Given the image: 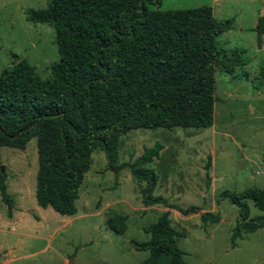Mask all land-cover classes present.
Here are the masks:
<instances>
[{
	"label": "trees",
	"instance_id": "obj_1",
	"mask_svg": "<svg viewBox=\"0 0 264 264\" xmlns=\"http://www.w3.org/2000/svg\"><path fill=\"white\" fill-rule=\"evenodd\" d=\"M160 2L48 0L45 8L26 11L28 21L54 28L59 59L48 78L24 59L0 71V147L24 148L35 137L38 206L74 215L92 153L102 150L106 168L117 172L120 137L130 130L212 125L217 68L232 73L248 62L244 49L219 47L215 41L233 27L234 19L215 18L209 5L161 10ZM253 30L260 47L264 14ZM259 74L264 80V65ZM161 148L159 143L146 147L127 164L131 176L144 183L143 204L195 212V206H173L153 194L157 175L146 165ZM224 195L238 207L232 242L264 229V214L250 217L246 202L264 210V187ZM0 197L9 202L1 172ZM207 218L217 220L201 214L203 221ZM124 220L114 212L106 222L121 234ZM143 230L149 237L135 246L148 254L137 264H190L177 244L180 233L168 210Z\"/></svg>",
	"mask_w": 264,
	"mask_h": 264
},
{
	"label": "rangeland",
	"instance_id": "obj_2",
	"mask_svg": "<svg viewBox=\"0 0 264 264\" xmlns=\"http://www.w3.org/2000/svg\"><path fill=\"white\" fill-rule=\"evenodd\" d=\"M47 1L0 0V71L24 59L40 77L51 76V64L59 59L55 30L26 19L28 9L45 8ZM202 5L211 6L217 19H234L233 27L215 41L219 47L244 49L248 61L232 73L217 68L212 125L130 130L120 137L122 165L117 172L107 169L104 152L95 150L73 216L36 202L35 137L24 148L1 146L0 172L9 202L0 197V263L10 258L13 264H69L71 258L73 264H137L148 254L135 246L149 237L143 227L168 210L188 263L264 264V229L232 242L238 207L224 195L264 187V80L259 74L264 35L258 47L253 30L257 17L264 14V0H161L154 7ZM155 143L162 145L159 156L146 165L157 175L153 194L173 206H195V212L143 204L144 183L131 176L127 164ZM246 202L250 217L264 214L251 200ZM114 212L125 216L121 234L106 222ZM202 213L217 220L203 221Z\"/></svg>",
	"mask_w": 264,
	"mask_h": 264
},
{
	"label": "crops",
	"instance_id": "obj_3",
	"mask_svg": "<svg viewBox=\"0 0 264 264\" xmlns=\"http://www.w3.org/2000/svg\"><path fill=\"white\" fill-rule=\"evenodd\" d=\"M36 208H37V207H36ZM76 213H77V212H76ZM76 213H75V214H76ZM75 214H74V215H75ZM69 216H73V215H69ZM69 219L72 220L71 218H69ZM7 254H8V252H4V253H3L4 256L7 255ZM13 263H14V262L12 261V259L9 258V259H3L2 262H1L0 264H13ZM64 263H65V262H64Z\"/></svg>",
	"mask_w": 264,
	"mask_h": 264
},
{
	"label": "water",
	"instance_id": "obj_4",
	"mask_svg": "<svg viewBox=\"0 0 264 264\" xmlns=\"http://www.w3.org/2000/svg\"><path fill=\"white\" fill-rule=\"evenodd\" d=\"M1 169L3 170V167H2V166H1ZM68 263H69V264H73L71 258L69 259V262H68Z\"/></svg>",
	"mask_w": 264,
	"mask_h": 264
}]
</instances>
